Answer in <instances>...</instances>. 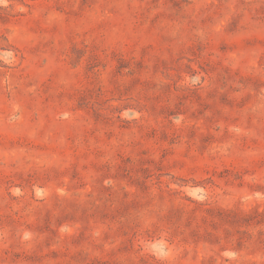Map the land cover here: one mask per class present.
Masks as SVG:
<instances>
[{"label":"rangeland","instance_id":"rangeland-1","mask_svg":"<svg viewBox=\"0 0 264 264\" xmlns=\"http://www.w3.org/2000/svg\"><path fill=\"white\" fill-rule=\"evenodd\" d=\"M0 264H264V0H0Z\"/></svg>","mask_w":264,"mask_h":264}]
</instances>
